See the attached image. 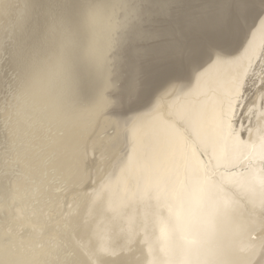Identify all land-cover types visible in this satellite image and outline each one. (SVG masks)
<instances>
[{"label": "snow or ice", "instance_id": "obj_1", "mask_svg": "<svg viewBox=\"0 0 264 264\" xmlns=\"http://www.w3.org/2000/svg\"><path fill=\"white\" fill-rule=\"evenodd\" d=\"M257 33L264 0H0V264H144L113 237L153 192L195 195L217 242L147 264H264ZM120 181L140 200L101 236L81 206Z\"/></svg>", "mask_w": 264, "mask_h": 264}, {"label": "bare ground", "instance_id": "obj_2", "mask_svg": "<svg viewBox=\"0 0 264 264\" xmlns=\"http://www.w3.org/2000/svg\"><path fill=\"white\" fill-rule=\"evenodd\" d=\"M262 38L264 37L257 33V44ZM2 113L4 116L0 112V116H3L0 118V130H2L0 132V147L4 146L6 142H10L12 127L7 122V113L4 110ZM4 195V192L0 190V201L4 199ZM11 195L9 194V197ZM158 195L153 192L150 200H146L144 203H134L127 209L128 214L137 217L140 226L137 228L138 235L136 236L131 238L123 235L113 237V243L123 250L124 257L133 261H143L144 264H147L150 259L180 260L187 251L217 242V238L207 235L202 227L203 217L195 195L191 201L182 198L169 201L171 212L167 208L158 207ZM140 196V193L132 192L125 182H113L83 204L80 211L82 215L88 217L91 227L103 236L112 214L109 210L120 207L128 200L139 201ZM107 197H110L109 201H107ZM8 211L6 207L0 205V224L4 223ZM145 215L148 217L146 229L143 228Z\"/></svg>", "mask_w": 264, "mask_h": 264}, {"label": "rangeland", "instance_id": "obj_3", "mask_svg": "<svg viewBox=\"0 0 264 264\" xmlns=\"http://www.w3.org/2000/svg\"><path fill=\"white\" fill-rule=\"evenodd\" d=\"M4 106H3V98H2V93H0V112H1V114L4 116V114L2 113V111L4 110V108H3ZM2 108H3V110H2ZM5 111V110H4ZM3 116H0V118L1 117H3ZM0 129H1V127H0ZM0 132H2V130H0ZM4 143V142H3ZM4 146H1L0 147V152H2L3 151V148ZM2 148V149H1ZM108 198V200L107 201H109V198L110 197H107ZM113 201V200H112ZM107 203V202H106ZM110 208H111V206H110ZM112 209V208H111ZM125 258H127V257H125ZM129 260H131V261H133L132 259H129ZM135 261V260H134Z\"/></svg>", "mask_w": 264, "mask_h": 264}]
</instances>
